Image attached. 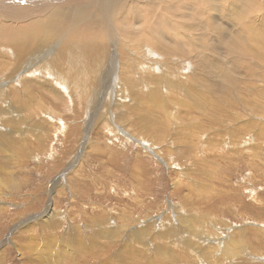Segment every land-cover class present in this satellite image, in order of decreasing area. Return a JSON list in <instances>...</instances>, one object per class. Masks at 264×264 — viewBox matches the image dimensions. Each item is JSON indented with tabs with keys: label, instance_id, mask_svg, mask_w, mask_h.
<instances>
[{
	"label": "rangeland",
	"instance_id": "1",
	"mask_svg": "<svg viewBox=\"0 0 264 264\" xmlns=\"http://www.w3.org/2000/svg\"><path fill=\"white\" fill-rule=\"evenodd\" d=\"M68 1L70 5H68L70 9L68 14L69 12L70 14L61 16L62 25L59 27L58 24L57 32L50 39L51 43L57 41L55 48L60 49L64 43L73 44L74 40L71 42V39L76 35L80 37L79 40L94 38L95 36L92 37L90 33L96 29L103 36L106 50L100 57L101 63L93 64L91 68L86 67L90 64L82 56H79L80 58L73 56L70 58L71 63L67 60L59 62L60 66L56 68L69 70L66 73L67 91L65 88L67 81L62 87L56 77L54 78L55 66L53 65V68L51 62L54 53L48 52L50 43L33 53L34 59L27 70L21 72L22 69L19 68L18 71H14L16 76L13 75V81L5 79L8 78V70H0V132H15L11 136L4 135L6 141H3L6 143L3 142L4 144L0 146V178L5 185H7L5 181L13 177L20 181L13 189L9 188V190L5 187L0 192V200L7 204L0 210V244H2L0 264L51 263L47 261L51 260L55 252L58 255L57 259L65 261L72 251L78 255L76 260L74 259L76 262L70 261L72 264H103V262L105 264H199L196 257L188 251L189 249L186 247L185 251V247L180 245V240L186 238L189 241L192 236L184 233L187 227L185 224L175 220L173 208L176 207H178L176 215L184 216V213L189 215L195 225L199 220L211 221L207 228L212 238L210 240H215V243L222 241L223 232L228 227L227 237L224 238L223 250H221L227 256L220 258L222 261L218 263L213 262L217 255L211 257L212 264H264V92L263 95L260 92L264 90V64L258 63L252 53L240 58L237 53L228 50L225 39L221 38L219 32L216 33L214 26L221 29L224 27L223 30H227L230 23L227 5L218 8L214 4L211 8L214 11L207 9L202 15H199V10L195 13L192 10V14L194 13L197 18L186 9L184 10L186 15L181 19L177 14L176 18L170 13V7L181 9L191 0H130L129 5L119 7L115 4L117 0ZM157 1L159 7H155ZM256 1L262 4V0ZM199 2L202 3L200 0ZM224 4H228V0H225ZM144 6H153L156 12H148L145 17L144 12L142 13ZM165 7L167 10L163 11V15L160 10ZM131 9L136 10L133 17L127 12ZM235 9V7L231 9L230 13ZM141 13L147 25L144 19L141 20ZM262 14H264L263 6L260 7L257 16H263ZM207 15L215 17L210 21H214L217 17L216 24L212 22L209 24ZM111 18L112 20H109ZM125 18L132 25L126 34L130 37L124 36L129 40H122L123 36L118 40L123 45L120 53L117 33L121 34L120 31L124 29ZM9 21H18V18ZM142 22L146 29H149L147 31L150 34L146 30L142 32L145 27ZM183 23L185 26H182ZM117 24L119 26H116ZM189 25L195 26L194 31L187 27ZM180 30L185 33L188 43L186 45V42L178 38L180 45L185 48L184 55H181L183 52L174 50V54L169 57L171 61L168 60V64H160V62L167 63L162 59L167 52H160L158 49L157 51L153 47L159 45V39L165 33L163 31L180 36ZM144 33H148L149 36ZM130 38L132 40L129 44ZM149 39L147 43L146 40ZM133 40L136 42L134 43ZM124 41L128 42L126 46ZM172 42L168 39V44ZM129 45L135 50L128 48ZM136 45L139 46H137L140 49L138 52L141 51V54H137ZM165 48L168 49L164 45ZM129 53L133 54V57ZM8 54L10 53L0 48V63L6 62L5 56ZM148 54L150 56L153 54V58L150 59L155 62L149 60ZM154 55L159 58L156 60ZM8 56L11 59L12 56ZM120 57L121 59L124 57L122 60L126 61L120 60ZM133 58L135 60H132ZM136 59L138 62L142 61L141 68L144 69L141 70V64L135 62ZM47 63L48 66L45 65ZM80 63H85L87 70L84 68L80 71ZM130 63L131 66H128ZM136 63L140 64V69ZM153 65L154 68L157 66V69H154ZM39 66L43 69L42 73L32 70ZM176 71H179L178 74ZM166 72L168 76L164 75ZM227 73L233 75L232 81L221 78L222 74L227 77ZM194 76H198L199 79L196 81ZM162 82L169 83L170 90L166 91V86L160 87ZM223 83H226V86L232 83L241 94L245 92V98L256 99L254 101L259 102L263 110L258 111L255 105L248 106L247 100H243L238 107L236 95L235 97L231 95L234 97L233 104L228 103V93L221 88ZM201 84L210 91L211 98L207 99L202 95ZM246 87H249L250 91L245 89ZM259 92L260 100L257 98ZM116 98H120L119 101ZM200 98L210 103L209 107H217L222 111L220 110L215 117L208 115L211 110H201L198 103ZM4 100L10 104L9 107ZM164 102L167 103L168 109L164 110L166 107ZM17 105L20 107L18 112ZM22 106L25 110L23 114ZM33 106L34 109L30 108ZM172 111L173 114L167 115V112ZM230 111H234L233 114H228ZM229 115L237 116L234 123L228 122ZM14 117L15 120H12ZM17 120L21 121L17 122ZM10 129L13 131L11 132ZM40 130H45L47 133L40 134ZM29 135H33L35 141ZM36 135H39V139ZM232 138L246 143L232 144L230 143ZM77 157H79L78 161ZM176 181L182 183L174 186L173 183ZM193 202L194 206H192ZM48 207L63 214L61 218L57 217L58 228L56 224L50 228L41 227L37 222L40 216L46 213ZM32 214H36L37 217L28 220L27 216ZM21 219L24 220L22 225L25 227H22V230L13 227ZM142 220H145L146 225L141 222ZM258 224L262 227L257 228ZM160 227L163 231H167V236L158 241V238L151 234L156 233ZM104 228H106L105 232L121 228L122 234L119 236L116 234L118 237L114 240H106V238L104 240L99 238L98 234L95 235ZM250 228L253 230L250 231ZM256 230L262 232V237ZM74 232L79 236V241L75 244L73 242L77 240L72 239ZM129 232H133L134 241L124 240ZM243 233H247L245 239L248 246L240 241L239 249L232 239L244 238ZM214 234L217 235L213 238ZM171 238L176 239L175 242ZM196 238L199 237L194 235L192 245ZM128 242L134 244V250ZM231 243L238 250L237 254L242 255L236 256L231 253ZM87 244H92L90 252L86 251ZM72 247L77 248V252L71 249ZM129 249L132 253L136 251L138 253L132 254ZM167 249L171 250L166 259L162 255L159 256L160 251L165 254ZM222 255L219 253L218 256Z\"/></svg>",
	"mask_w": 264,
	"mask_h": 264
},
{
	"label": "bare ground",
	"instance_id": "2",
	"mask_svg": "<svg viewBox=\"0 0 264 264\" xmlns=\"http://www.w3.org/2000/svg\"><path fill=\"white\" fill-rule=\"evenodd\" d=\"M73 1V0H72ZM112 1V0H111ZM115 1V0H114ZM202 3L200 4V2H199V0H191L190 2H188V4L187 5H184V6H182V8L180 9V8H173L174 6L173 5H171V6H173L172 8L170 7V13H172L175 17H176V14H177V17H179L180 16V18L182 19V17L183 16H185L186 15V12L184 11V10H189L190 11V13L192 14V10H194V13H195V11L197 12L198 10H199V15L201 14H203V12H207L206 10L207 9H211V8H213V5L214 4H216L217 6H218V8H220V6H225L226 7V5H227V7H228V18L230 19V23L228 24V26H227V30H223V28L221 29V27H213L215 30H216V33H220V36H221V38L222 39H225V44H228V46H226V47H228L229 49L228 50H231L233 53L235 52V53H237V55L240 57V58H243L246 54H249V53H252L253 55H254V58H255V60L258 62V63H262V64H264V14H262L263 16H257L258 15V12L260 11V7L261 6H263L264 7V0H262V4H259L256 0H255V2L253 1V0H228V4H224L225 3V0H200ZM260 1V0H259ZM43 2H45L44 4H43ZM62 2H64L63 4H62ZM71 2V1H70ZM128 2H130V0H117V2L115 3V4H118V7L119 6H125V5H129L128 4ZM163 2V1H162ZM171 2V1H170ZM174 2V1H173ZM179 2V1H178ZM187 3V2H186ZM162 4V3H161ZM174 4V3H173ZM176 4V3H175ZM174 4V5H175ZM43 5V6H42ZM68 5H69V1L68 0H0V48H2V49H4L5 51H7V53H10V54H8V55H11L12 57H11V59H10V57L8 56V55H6L5 57H7L6 59V62H2V63H0V70H5V71H9V74H7V77L8 78H5V79H9V80H12L13 81V79H14V76H16V75H14L15 73H14V71H18L19 70V68L20 69H22L21 70V72H23V71H25V70H27L28 69V67L30 66V62L31 61H33V59H34V56H33V53L36 51H38V50H40L41 49V47H43V45H47L48 43H50V46L48 47L49 48V54H51V52H53L54 54H53V56L51 57L52 59H53V61H51L52 62V66L54 65L55 66V73H56V76H54V78L56 77V80H57V82H58V84H60V86H62V87H64L63 86V84H64V82H66L67 80H68V78L66 79V73H68L69 72V70H65V71H63L62 69H58V68H56V67H58V66H60V64H59V62H61V61H65V60H67L68 62H70L71 63V61H72V59H71V61H70V58H72L73 56H75L76 58L78 57V58H80L79 56H82V57H85L84 58V60H86L87 59V63H89L90 65L88 66V64H87V66L86 67H92V66H94L95 64L97 65V64H99V60H100V57L101 56H103L104 54H103V52H104V50H106L105 48V42H104V40H103V36H102V34H101V32H99V31H97L96 29H94L91 33H90V35L93 37V36H95L94 38H88V39H81V40H79V36L78 37H76L75 36V38H73V39H71V42L74 40V42H73V44H70V45H68L67 43L65 44H63V46L60 48V49H56L55 48V42L57 43V41H55L54 39H55V36L53 37V42L51 43V41H50V39H51V37L54 35V33H56L57 32V26H58V24H59V27L62 25V20H60V19H62V17L61 16H63V15H69L70 14V12H69V14H68V10H70L69 8H68ZM92 5V4H91ZM65 6H67L66 8H65ZM70 6V5H69ZM93 6V5H92ZM160 6V4H159V1H157V4L155 5V7H159ZM163 6V5H162ZM117 7V8H118ZM176 7V6H175ZM180 7V6H179ZM236 8L235 9V11H232L231 13H230V11H231V9H233V8ZM116 8V9H117ZM121 8V7H120ZM107 9V8H106ZM115 9V10H116ZM126 9H127V6H126ZM128 9H130V8H128ZM143 10H142V13L144 12V16L146 17L147 15H148V12H156V9L153 7V6H144L143 8H142ZM191 9V10H190ZM167 10V7H165L163 10H160L161 12H163V11H166ZM212 11H214V9H211ZM102 11V10H101ZM126 11V10H125ZM139 11V10H138ZM211 11V12H212ZM216 11V10H215ZM96 12V11H95ZM115 12V11H114ZM113 12V13H114ZM127 12H129L131 15H132V17H133V15L136 13V10L135 9H131V10H127ZM140 12V11H139ZM123 13H125V12H123ZM142 13H141V16H140V18L143 16L142 15ZM193 13V14H194ZM230 13V14H229ZM255 13V14H254ZM137 14H140V13H137ZM154 14V13H153ZM161 14H163L164 15V12L163 13H161ZM192 14V15H193ZM227 14V13H226ZM149 15H150V13H149ZM116 16V15H115ZM135 16V15H134ZM169 16H170V14H169ZM194 16V15H193ZM218 16V15H217ZM257 16V17H256ZM101 17V16H100ZM114 17V16H113ZM123 17V16H122ZM161 17V16H160ZM168 17V16H167ZM173 17V16H172ZM176 17V18H177ZM194 17H196V16H194ZM207 17H208V21L207 22H209V24H212V23H215V21L217 20V17H216V19L214 20V21H210L211 20V18L212 17H214V16H212L211 17V15H207ZM16 18H18V21H9L10 19H16ZM69 18V17H68ZM110 18V17H109ZM139 18V17H138ZM139 18V19H140ZM193 18V17H192ZM191 18V19H192ZM197 18V17H196ZM215 18V17H214ZM115 19V18H114ZM126 19V22H125V27H124V29L123 30H121L120 31V33L121 34H118L117 33V44H118V47H119V52L121 53V51L123 50L122 48V46L123 45H121V42H119L118 40H121V38H122V36L124 37H126V38H128V36L126 35V34H128L127 33V30L131 27V25H132V23L131 24H129V21L127 20V18H125ZM144 19V23H145V25H147V22H146V19L144 18V17H142V19L141 20H143ZM173 19V18H172ZM60 20V21H59ZM81 20V19H80ZM109 20H112V18L111 19H109ZM122 20V19H121ZM249 20V21H248ZM59 21V22H58ZM117 21V20H116ZM227 21V20H226ZM118 22V21H117ZM123 22V21H122ZM212 22V23H211ZM227 23V22H226ZM225 23V24H226ZM109 24V23H108ZM142 24H143V22H142ZM179 24V23H178ZM196 24V23H195ZM216 24V23H215ZM111 25V24H110ZM119 25H120V23H119ZM118 24L116 25V26H119ZM144 25V24H143ZM144 25V26H145ZM220 25V24H219ZM222 25V24H221ZM220 25V26H221ZM96 26V25H95ZM113 26V25H112ZM182 26H185V24L183 23L182 24ZM190 26V27H189ZM189 26H187L189 29H192V31H194V27L195 26H192V25H189ZM224 26V25H223ZM82 27H83V24H82ZM109 27H111V26H109ZM121 27V26H120ZM191 27H193V28H191ZM210 27H211V25H210ZM76 28H78V27H76ZM85 28V27H84ZM94 28H96V27H94ZM147 27L145 26V27H143V29H142V32L143 31H149V29H146ZM213 28H211V29H213ZM79 29H80V27H79ZM92 29V28H91ZM169 29V28H168ZM179 29H181V27L179 28ZM198 29V28H197ZM135 30H136V28H135ZM137 30H139V29H137ZM73 31H74V29H73ZM141 31V30H140ZM145 31V32H146ZM147 31V32H148ZM181 31V33H180V36H178V34L177 35H173V34H170V32L169 31H163V32H165V33H163L162 34V37H161V39H159V45H157L156 47H153V49H155V50H159L160 52H167V55L165 56V57H162V59H165L166 61H167V63L166 62H160V64H168V60H170L171 61V59H169V57H171V54H174V50H176V52L178 51V52H183L181 55H184V49H183V46H181L180 45V43H179V41H178V38H180V40H182L183 42H186V36H185V33L182 31V30H180ZM199 31V30H198ZM131 32V31H130ZM133 32H134V30L132 29V34H133ZM76 34H77V32H75ZM94 33V34H93ZM149 33V32H148ZM148 33H144V34H147L148 35ZM205 33V32H204ZM218 33V34H219ZM135 34V33H134ZM141 34V33H140ZM143 34V33H142ZM150 34V33H149ZM194 34V33H193ZM56 35V34H55ZM59 35V34H58ZM121 35V36H120ZM137 35V34H136ZM146 35V36H147ZM106 36V35H105ZM138 36H140V35H138ZM143 36V35H142ZM149 36V35H148ZM147 36V37H148ZM191 36V35H190ZM198 36V35H197ZM89 37V36H88ZM122 38V40H124V39H126V38ZM130 37V36H129ZM188 37V36H187ZM196 37V36H195ZM60 38V37H59ZM120 38V39H119ZM133 38V37H132ZM132 38H130V41H129V44H130V42H131V40H132ZM136 38H137V36H136ZM136 38H134V40L136 39ZM139 38V37H138ZM191 38V37H190ZM168 39H170L171 41H173L171 44H168ZM194 39V38H193ZM127 40V39H126ZM129 40V39H128ZM127 40V41H128ZM134 40H133V42H134ZM138 40V39H137ZM190 40V39H189ZM147 41V43H148V41H150V39L149 40H146ZM188 41V40H187ZM224 41V40H223ZM136 42V41H135ZM134 42V43H135ZM139 42V41H138ZM189 42V41H188ZM133 43V44H134ZM145 43V42H144ZM165 45V47H167L168 49H164V45ZM193 43V42H192ZM2 44H4L5 46H1ZM108 44V43H107ZM128 44V42H126L125 43V41H124V45L126 46ZM142 44V43H141ZM155 44H156V42H155ZM188 43L186 42V45H187ZM190 44H191V42H190ZM140 45V44H139ZM132 46V45H131ZM138 45H136V47H137ZM191 46V45H190ZM128 48L130 47V45L129 46H127ZM139 47V46H138ZM137 47V48H138ZM141 47V46H140ZM225 47V48H226ZM36 48H38V49H36ZM45 48V47H44ZM43 48V49H44ZM128 48H126V49H128ZM130 48H132V47H130ZM193 48H194V46H193ZM36 49V50H35ZM110 49V48H109ZM133 49V48H132ZM188 49V48H187ZM133 50H135V49H133ZM137 50V52L140 50L139 48L138 49H136ZM157 50V51H158ZM189 50V49H188ZM227 50V51H228ZM145 51V50H144ZM124 52H125V50H124ZM124 52H122V54H124ZM147 52V51H146ZM150 52H151V50H150ZM187 52V51H186ZM126 54L128 53L127 51L125 52ZM132 53V52H131ZM134 53H136L135 51H134ZM142 53H143V50H142ZM228 53V52H227ZM103 54V55H102ZM130 54V53H129ZM137 54H141V51L140 52H138ZM226 54V53H225ZM115 55V54H114ZM128 55V54H127ZM131 55V54H130ZM129 55V56H130ZM133 55V54H132ZM131 55V56H132ZM136 55V54H135ZM134 55V56H135ZM146 55H147V53H146ZM176 55H178V53H176ZM180 55V54H179ZM130 56V57H131ZM145 56V55H144ZM149 56V57H148ZM148 56H146V58L148 57L149 58V60H153V59H150V57L151 58H153L152 56H153V54L150 56L149 54H148ZM125 57H127V56H125ZM133 57V56H132ZM124 57H122V59H123ZM129 58V57H128ZM140 58V57H139ZM143 58V57H142ZM146 58H144V60L146 59ZM154 58L157 60V58H159V57H155V55H154ZM177 58V57H176ZM175 58V59H176ZM74 59V58H73ZM120 60H122L121 59V57L119 58ZM35 60H37V57H36V59ZM35 60H34V62H33V64L35 63ZM75 60V59H74ZM83 60V59H82ZM81 60V61H82ZM111 60V59H110ZM120 60H118V61H120ZM125 60V59H124ZM124 60H122V61H124ZM132 60H135L134 58L132 59ZM137 60V59H136ZM148 60V59H147ZM159 60V59H158ZM174 60V59H173ZM177 60H178V58H177ZM179 60H180V58H179ZM188 60V59H187ZM8 61V62H7ZM80 61V60H79ZM121 61V62H122ZM126 61V60H125ZM130 61V60H129ZM154 62H155V60H153ZM176 61V60H175ZM186 61V60H185ZM189 61V60H188ZM83 62V61H82ZM85 62V61H84ZM121 62H119V63H121ZM135 62H138V60L137 61H135ZM140 62V61H139ZM138 62V63H139ZM146 62V61H145ZM149 62V61H148ZM148 62H147V64H148ZM242 62H243V60H242ZM245 62V61H244ZM62 63H64V62H62ZM66 63V62H65ZM79 63V62H78ZM101 63V62H100ZM125 63V62H124ZM138 63H136V64H138ZM142 63V61L140 62V64ZM143 63H144V61H143ZM173 63V62H172ZM67 64V63H66ZM85 64V63H84ZM84 64L83 63H80V71H82V69H84V68H86L85 66H84ZM94 64V65H93ZM123 64V63H122ZM127 64V63H126ZM135 64V65H136ZM140 64H138L137 66H138V68H139V65ZM146 64V63H145ZM144 64V66H146ZM159 64V65H160ZM178 64V63H177ZM176 64V65H177ZM235 64V63H234ZM243 64V63H242ZM23 65V66H22ZM45 65H47L48 66V63L47 64H45ZM45 65H43L44 67L43 68H45ZM63 66H64V64H62ZM68 65H70V64H68ZM68 65H67V67H68ZM92 65V66H91ZM131 66V63L130 64H128V66ZM179 65V64H178ZM244 65V64H243ZM11 66V67H10ZM54 66H53V68H54ZM62 66V67H63ZM72 66V65H71ZM74 66V65H73ZM76 66V65H75ZM78 66V67H79ZM127 66V67H128ZM141 66H142V64L140 65V68H141ZM183 66V65H182ZM241 66V65H240ZM246 66H248V65H246ZM65 67V66H64ZM77 67V66H76ZM125 68H126V66H124ZM147 67H149V64H148V66ZM157 67V66H156ZM155 67V68H156ZM168 67V66H167ZM179 67V66H178ZM245 67V66H244ZM53 68H52V70H53ZM71 68V67H70ZM129 68H131V67H129ZM128 68V69H129ZM139 68V69H140ZM153 68H154V65H153ZM154 68V69H155ZM166 68V67H165ZM218 68H220V67H218ZM222 68H223V66H222ZM68 69V68H67ZM138 69V70H139ZM142 69H144V68H141V70ZM157 69V68H156ZM248 69V68H247ZM32 70H34V71H38L39 73L41 72L42 73V68H40V66L39 67H34V68H32ZM31 70V71H32ZM51 70V69H50ZM49 70V71H50ZM51 70V71H52ZM71 70V69H70ZM76 70V69H75ZM79 70V69H78ZM86 70H87V68H86ZM86 70H85V72H86ZM94 70V69H93ZM122 70H123V68H122ZM169 70V69H168ZM172 70V69H171ZM47 71V70H46ZM61 71H62V73H61ZM88 71H90L89 69H88ZM147 71V70H146ZM174 72H175V69L173 70ZM172 71V72H173ZM185 71V70H184ZM220 71H222V70H220ZM224 71V70H223ZM71 72H72V70H71ZM78 72V71H77ZM143 72V71H142ZM148 72V71H147ZM165 72V71H164ZM164 72H162V73H164ZM168 72V71H167ZM167 72H166V74H164L165 76H168V74H167ZM170 72V71H169ZM178 72L179 71H176V73L178 74ZM182 72V71H181ZM264 72V71H263ZM32 73V72H31ZM90 73V72H89ZM175 73V74H176ZM231 73V72H230ZM52 74V73H51ZM50 74V75H51ZM71 74H73V72L71 73ZM78 74V73H77ZM14 75V76H13ZM20 75V74H19ZM53 75V74H52ZM69 76H70V74H68ZM75 75V74H74ZM85 75H86V73H85ZM130 75V74H129ZM148 75V74H147ZM161 75V74H160ZM170 75H171V72H170ZM179 75H181V74H179ZM227 75V77H225V76H223V74H222V77L221 78H224V79H226L227 81L229 80V81H232V79H231V77L233 76V75H228V73L226 74ZM262 75V74H261ZM6 76V75H5ZM87 76H89V74L87 75ZM263 76V75H262ZM261 76V77H262ZM79 77V76H78ZM130 77V76H129ZM141 77V76H140ZM164 77V76H163ZM171 77V76H170ZM170 77H169V79H170ZM195 77V76H194ZM194 77H193V79H194ZM249 77V76H248ZM12 78V79H11ZM76 78V77H75ZM120 78V77H119ZM146 78V77H145ZM150 78H151V76H150ZM156 78V77H155ZM233 78V77H232ZM252 78V77H251ZM250 78V79H251ZM253 78H254V76H253ZM19 79V78H18ZM89 79V78H88ZM159 79V78H158ZM165 79V78H164ZM195 79H196V81L199 79L198 78V76H196L195 77ZM53 80V79H52ZM55 80V81H56ZM86 80V79H85ZM120 80V79H119ZM221 80V79H220ZM254 80V79H253ZM54 81V80H53ZM87 81V80H86ZM162 81V80H161ZM222 81V80H221ZM233 81H234V79H233ZM154 82L156 83V81L154 80ZM169 82V81H168ZM236 82V81H235ZM244 82V81H243ZM246 82V81H245ZM252 82V81H251ZM250 82V83H251ZM68 83V81L65 83V88H66V91L68 90V87H67V84ZM171 83V82H170ZM239 83V82H238ZM241 83V82H240ZM10 84V83H9ZM12 84V83H11ZM10 84V85H11ZM74 84V83H73ZM76 84V83H75ZM205 84V83H204ZM226 83H223V85H221L222 87L221 88H224L225 90V92L226 93H228V103H230V102H232L233 101V98L235 97L234 95H236V97H237V99H235L236 100V102H237V104H238V107H239V104H241L242 102H243V100H247V104H248V106H253V105H255V107L258 109V111H262L263 110V108L262 107H260L261 105L259 104V102L257 103V101L255 102L254 100H256V99H254V98H245V92L243 93V94H241L239 91L240 90H238L237 89V87H235V86H233V84L232 83H228V85L226 86L225 85ZM244 84V83H243ZM230 85V86H229ZM241 85H242V83H241ZM248 85V84H247ZM13 86V85H12ZM107 86V85H106ZM159 86V85H158ZM157 86V87H158ZM164 86V88H165V86H166V91H168V90H170V84L169 83H167V82H162V85L160 86V87H163ZM238 86H240V85H238ZM252 86H254V85H252ZM152 87V86H151ZM200 87H201V89H202V91H203V96L205 97V98H207V99H209V98H211L212 96H211V94H209L210 93V91L208 90V89H205V86H202V84L200 85ZM241 87V86H240ZM159 88V87H158ZM239 88V87H238ZM249 87H246L245 89H247V90H249L250 91V89H248ZM151 89V88H150ZM173 89H174V87H173ZM118 90H120V89H118ZM143 90V89H142ZM141 90V91H142ZM238 90V91H237ZM172 91V90H171ZM174 91V90H173ZM172 91V92H173ZM119 92V91H118ZM165 92V91H164ZM235 92V93H234ZM248 92V91H247ZM258 92V91H257ZM261 93H262V95H263V92H264V90L263 91H260ZM260 92L258 93V100H260V97H261V94H260ZM141 93H143V92H141ZM145 93V92H144ZM167 94V93H166ZM165 94V95H166ZM178 94V93H177ZM184 94V93H183ZM256 94V93H255ZM185 95V94H184ZM187 95V94H186ZM185 95V96H186ZM189 95V94H188ZM231 95L232 96H234V97H231ZM238 95V96H237ZM159 96V95H158ZM163 96V95H162ZM180 96V95H179ZM264 96V95H263ZM28 97V96H27ZM118 97V96H117ZM121 97V96H120ZM181 97V96H180ZM188 97V96H187ZM190 97H192L191 95H190ZM224 97V96H223ZM250 97V96H249ZM122 98V97H121ZM140 98V97H139ZM182 98H183V96H182ZM194 98V97H193ZM116 99H118L117 101H119V99L120 98H116ZM196 99V98H195ZM167 100V99H166ZM180 100V99H179ZM181 100H184V99H181ZM227 100V99H226ZM226 100H224V101H226ZM5 101V100H4ZM25 101V100H24ZM29 101V100H28ZM189 101H190V99H189ZM218 101V100H217ZM30 102V101H29ZM182 102V101H181ZM236 102H235V104H236ZM5 104L6 103H8L7 101H5L4 102ZM117 103V102H116ZM165 104V108H164V110L165 109H168V105H167V103L166 102H164ZM198 103H199V107H201V110L202 111H205V110H203V109H210L211 110V113H209L208 115H212V117H215L217 114H218V112L221 110V109H219V108H217V107H209L210 106V103H208V102H205L202 98H200L199 100H198ZM223 103V102H222ZM246 103V102H245ZM231 104V103H230ZM232 104H233V102H232ZM190 105H192V104H190ZM226 105V104H225ZM224 105V106H225ZM260 105V106H259ZM10 106V104L8 103V107ZM28 105L26 104V107H27ZM212 106H215V105H212ZM18 109H17V112H18V110L20 111V107L17 105L16 106ZM25 107V108H26ZM189 107V106H188ZM221 107V106H220ZM245 107V106H244ZM22 114L24 113V107L22 106ZM30 108H35L34 106L33 107H30ZM115 108V107H114ZM230 108V107H229ZM236 108H237V106H236ZM29 109V108H28ZM223 109V108H222ZM232 109V108H231ZM230 109V110H231ZM235 109V108H234ZM243 109V108H242ZM186 110V109H185ZM227 110H229V109H227ZM226 110V111H227ZM236 110V109H235ZM250 110H252V109H250ZM3 111V110H2ZM222 111V110H221ZM212 112H213V114H212ZM214 112L216 113V114H214ZM232 112H234V111H230V112H228V114H233ZM247 112V111H246ZM249 112V111H248ZM237 113V112H236ZM6 114V113H5ZM169 114H173V111L172 112H167V115H169ZM18 115V114H17ZM9 116V115H8ZM252 116V115H251ZM21 117V116H20ZM218 117V116H217ZM220 117H221V115H220ZM228 117V116H227ZM11 118H12V116H11ZM17 118V117H16ZM22 118V117H21ZM97 118V117H96ZM95 118V119H96ZM224 118V117H223ZM18 119H20V118H18ZM212 119V118H211ZM214 119V118H213ZM220 119V118H219ZM237 119V116H233V117H230V115H229V117H228V122L230 123V122H233L234 123V121ZM12 120H15V117H14V119H12ZM215 120V119H214ZM216 120H217V118H216ZM221 120H223L222 118H221ZM220 120V121H221ZM18 121H21V120H17V122ZM208 121V120H207ZM224 121H225V119H224ZM95 122V121H94ZM208 123V122H207ZM222 123V122H221ZM202 125V124H201ZM209 125V124H208ZM259 127V126H258ZM261 127V126H260ZM37 128H39V127H37ZM41 128V127H40ZM39 128V129H40ZM42 128H44V127H42ZM204 128V127H203ZM262 128V127H261ZM45 129V128H44ZM197 129V128H196ZM17 130V129H16ZM36 130H38V129H36ZM219 130H220V127H219ZM10 131L12 132L13 130L12 129H10ZM26 131H28V130H26ZM126 131H129V130H126ZM132 131V130H131ZM14 132V131H13ZM13 132L12 133H10V132H4V133H1L0 132V146H2V143L4 142L3 140H5L4 138H5V136L4 135H8V136H11L12 134H13ZM29 132V131H28ZM38 132V131H37ZM39 132H41L40 134H42V132H45V130L43 131V130H40ZM38 132V133H39ZM199 132V131H198ZM15 133V132H14ZM32 133V132H31ZM45 133H47V132H45ZM202 133V132H201ZM240 133V132H239ZM35 134H36V132H35ZM39 134V135H40ZM198 134V133H197ZM261 134H262V131H261V133H260V135L258 136V138L260 139V136H261ZM16 135V134H15ZM38 135V136H39ZM239 135V134H238ZM30 136V135H29ZM32 136V138H34L33 137V135H31ZM30 136V137H31ZM35 136V135H34ZM37 136V135H36ZM38 136L36 137V138H38ZM223 136V135H222ZM250 136V135H249ZM254 136V135H253ZM27 137V136H26ZM160 137V136H159ZM192 137V136H191ZM201 137V136H200ZM235 137V136H234ZM25 138V137H24ZM222 138V137H221ZM250 138V137H249ZM257 138V139H258ZM8 139V138H7ZM30 139V138H29ZM39 139V138H38ZM179 139V138H178ZM226 139V138H225ZM236 139V138H235ZM235 139H231L230 141V143H232V144H239V145H241L242 143L244 144V143H246V142H244V141H241L240 139H237V141H235ZM10 140V139H9ZM26 140V139H25ZM32 140H34L35 141V138L34 139H32ZM42 140V139H41ZM186 140V139H185ZM197 140V139H196ZM218 140H220V139H218ZM222 140H224V138L222 139ZM6 141V140H5ZM43 141V140H42ZM250 141V140H249ZM260 141V140H259ZM15 142H16V140H15ZM25 142V141H24ZM183 142V141H182ZM218 142V141H217ZM221 142V141H220ZM4 143H6V142H4ZM3 143V144H4ZM8 143V142H7ZM38 143V142H37ZM11 144V143H10ZM41 144V143H40ZM179 144V143H178ZM217 144H219V143H217ZM7 145V144H6ZM12 145V144H11ZM215 145H216V143H215ZM219 145H221V144H219ZM37 146V145H36ZM39 146V145H38ZM43 147H44V145H43ZM220 147H222V146H220ZM4 148V147H3ZM42 148V147H41ZM192 148V147H191ZM197 148V147H196ZM31 149V148H30ZM187 149V148H186ZM207 149V148H206ZM210 149H211V147H210ZM252 149V148H251ZM204 151H205V149H204ZM203 151V152H204ZM200 153V152H199ZM202 153V152H201ZM27 154H28V152H27ZM34 154H35V152H34ZM253 154V153H252ZM31 155V154H30ZM36 155V154H35ZM34 155V156H35ZM250 155V154H249ZM32 156V155H31ZM31 156H30V158H31ZM193 156V155H192ZM253 157H255L254 155H253ZM252 158V157H251ZM255 159V158H254ZM73 164V163H72ZM203 164V163H202ZM254 164V163H253ZM251 165V164H250ZM253 166V165H252ZM256 170H257V168H256ZM7 171V170H6ZM6 171H4V172H6ZM73 171V170H72ZM259 171H260V169H259ZM186 172V171H185ZM8 173V172H7ZM181 174L183 175L184 174V172L182 171L181 172ZM263 174V173H262ZM10 176V175H9ZM177 179V178H176ZM5 182H7V185H5L3 182H2V179L0 178V192H1V190L2 189H4L5 187L6 188H12L13 189V187H15V186H17V184L20 182L19 180H18V178H10V179H8V180H6ZM182 182L181 181H176V182H174L173 184H174V186H179L180 184H181ZM18 188V187H17ZM9 189V190H10ZM4 196V195H3ZM2 196V197H3ZM1 198V197H0ZM12 205V204H11ZM7 206V204L5 203V202H3V201H1L0 200V210H2V208H5ZM192 206H194V202H193V204H192ZM198 207V206H197ZM50 209H52V210H50ZM176 209H178V207H176ZM176 209H174L173 208V211H174V216L176 217L175 218V220L178 222V223H182V224H185L187 227H185V226H183V227H185V232L184 233H186V235H190V236H192L190 239H189V241H187V239L186 238H183L182 240H180L181 242H180V245L182 244V246L183 247H185V251H186V247L189 249L188 251H190L191 252V255H194L195 257H196V259L198 260V263L199 264H212L213 262H215V263H218L219 261L221 262L222 260L220 259V258H222V257H226L224 254H223V251H221V250H223V245H224V238H226L227 236H226V233H227V231H228V227H226L225 228V232H223L224 234H223V238H222V241L221 242H219V243H215V240H210V239H212L211 238V235L209 234V232H208V226H209V223H211V221L209 222H201L199 219V221H198V224H196L195 225V223H194V221H192V217H189V215H187V214H185L184 213V216H180L179 214H177L176 215ZM7 210V209H6ZM172 211V210H171ZM46 213H44L43 214V216L41 215L40 216V218H39V220L37 221L38 222V224L41 226V227H48V228H50V227H52L53 225H55L56 223H57V217L58 216H60V218H61V215H63V214H59L58 213V211H56L54 208H49L48 207V209L45 211ZM195 213V212H194ZM201 214V213H200ZM202 215V214H201ZM200 216V215H199ZM37 217V215L36 214H32V215H29V216H27V218H28V220L29 219H32V218H36ZM204 217V216H203ZM26 218V219H27ZM197 219V218H196ZM62 220V219H61ZM133 221V220H132ZM148 221V220H147ZM141 222H143V223H145V220H142ZM153 222V221H152ZM176 222V223H177ZM18 223H21V225H19ZM24 223V220L23 219H21L19 222H17L16 224H14L13 225V227H15V228H18V229H20V230H22V227H25V225H22ZM175 223V224H176ZM140 224V223H139ZM157 224V223H156ZM57 225V224H56ZM55 225V226H56ZM123 225V224H122ZM141 225H142V223H141ZM144 225V224H143ZM145 225H146V223H145ZM148 225V224H147ZM161 225V224H160ZM164 225V224H163ZM18 226V227H17ZM128 226V225H127ZM169 226V225H168ZM172 226V225H171ZM175 226V225H174ZM258 226H259V224H258ZM30 227H31V225H30ZM138 227V226H137ZM143 227V226H142ZM146 227V226H145ZM148 227V226H147ZM260 227H262V226H259V227H257V228H260ZM57 228H58V225H57ZM123 228H125V227H123ZM128 228V227H127ZM139 228V227H138ZM162 227H160L158 230H157V232L156 233H153V234H151V236H156L157 238H158V241H159V239L161 240V239H164V238H166V236H167V231L165 230V231H163L162 229H161ZM24 229V228H23ZM105 229L106 228H104V230L102 231V232H100V233H96L95 235H97L98 234V236H99V238H106V240H108V239H111V240H114V239H116V237H118L120 234H122V230H114V229H112L111 231H108V232H105ZM183 229V228H182ZM245 229H246V227H245ZM251 229V228H250ZM31 230V228L29 229V231ZM108 230V229H107ZM124 230V229H123ZM125 230H126V228H125ZM142 230H143V228H142ZM146 230V229H145ZM161 230V231H160ZM253 229H251L250 231H252ZM24 231H26V230H24ZM28 231V230H27ZM160 231V232H159ZM174 231V230H173ZM257 231V233L260 235V237H262L261 235V231L260 230H256ZM264 231V230H263ZM176 232V231H175ZM180 232V231H179ZM222 232V231H221ZM31 233V232H30ZM116 234H118V236L116 235ZM125 234V233H124ZM148 234H150V232L148 233ZM147 234V235H148ZM175 234V233H174ZM181 234V233H180ZM244 234V238H241V237H238V239H232L235 243H236V247H238L239 249L241 248V245H239L240 243V241H243L244 243H246L247 244V246H248V242H247V240L245 239L246 238V234L247 233H243ZM74 236H72L73 238V240H77V241H75V242H73L74 244L75 243H77L79 240H78V238H79V236H78V233L77 232H74V234H73ZM169 236H171L170 234H168ZM194 235H196L197 237H199V238H196V240H194V242H193V245L191 244L192 242V239H193V237H194ZM217 234H214L212 237L214 238L215 236H216ZM263 235H264V233H263ZM78 236V237H77ZM126 236V235H125ZM133 232H129L128 233V236H126V238H124V240L125 239H130V240H133L134 241V238H133ZM149 236V235H148ZM141 237V236H140ZM155 237V238H156ZM206 237H208L209 239H207ZM222 237V236H221ZM11 238V237H10ZM50 238V237H49ZM53 238H55L54 236H53ZM53 238L51 237L50 239L51 240H53ZM152 238V237H151ZM204 239V240H202V239ZM205 238H206V241H205ZM121 240H122V237L120 238ZM137 239V238H136ZM144 239V238H143ZM168 239V238H167ZM180 239H181V237H180ZM264 239V238H263ZM105 240V239H104ZM141 240V239H140ZM166 240V239H165ZM169 240V239H168ZM171 240H172V238H171ZM176 240V239H175ZM175 240H172V241H174L175 242ZM210 240V241H209ZM9 241H11V240H9ZM126 241V240H125ZM128 241V240H127ZM143 241V240H142ZM185 241H187V243L188 244H186L185 243ZM225 241H226V239H225ZM87 242V241H86ZM85 242V243H86ZM124 243V242H123ZM126 243V242H125ZM129 243V242H128ZM158 243H160V242H158ZM179 243V242H178ZM73 244V245H74ZM89 244V243H88ZM87 244V245H88ZM127 244V243H126ZM173 244H175V243H173ZM13 245H16V244H13ZM83 245V244H82ZM128 245H130V247H132V250H134V248H133V245L134 244H128ZM175 245H177V244H175ZM179 245V246H180ZM225 245H227V244H225ZM230 245H232V248H231V253H233V254H236V256H240V255H242L241 253H239V254H237L238 253V250L237 249H235V247H234V245H233V243H231ZM2 246V244H0V247ZM75 246V245H74ZM78 246V245H77ZM91 246H92V244H90V245H88V246H86L87 248H86V251L88 252H90L91 251ZM140 246V245H139ZM168 246V245H167ZM246 246V247H247ZM16 247H17V245H16ZM124 247H125V245H124ZM143 247V246H142ZM166 247V246H165ZM164 247V248H165ZM181 247V246H180ZM224 247H226V246H224ZM242 247H244V246H242ZM75 247H72L71 249H73V250H75L76 251V249L77 248H75ZM127 248H129V247H127ZM171 248V247H170ZM182 248V247H181ZM245 248V247H244ZM70 249V251H72ZM136 249H138V248H136ZM142 249V248H141ZM140 249V250H141ZM172 249V248H171ZM170 249V250H171ZM228 249H230V247L228 248ZM84 250V249H83ZM127 250V249H126ZM130 250V249H129ZM132 250H130L131 251V253H132ZM170 250H168L167 249V251H166V253L164 254V252L163 251H160L159 252V256H163V258L164 259H166V257L168 256V254L170 255ZM172 250H174V249H172ZM85 251V250H84ZM184 251V252H185ZM187 251V252H188ZM241 252H243V253H245L243 250H240ZM77 252V251H76ZM96 252V251H95ZM94 252V253H95ZM120 252V251H119ZM125 252V251H124ZM134 252V251H133ZM227 252V251H226ZM127 253V252H126ZM134 253H138L137 251L136 252H134ZM134 253H132V254H134ZM145 253V252H144ZM155 253V252H154ZM219 253H220V255H222L221 257L220 256H218L219 255ZM224 253H225V250H224ZM230 253V252H229ZM117 254V253H116ZM123 254V253H122ZM130 254V253H129ZM128 254V255H129ZM143 254V253H142ZM176 254V253H175ZM226 254V253H225ZM76 255L77 254H75V252H73L72 251V253L70 254V256H69V258H68V260H65V261H61L60 259H57V257H58V255H57V253L55 252L54 254H53V256H52V258H51V260H49V261H47V262H51V263H46V264H69L70 263V261H74V262H76L75 260V258H76ZM119 255H121V254H119ZM217 255V257H216V259L212 262V258L214 257V256H216ZM78 256V255H77ZM177 256V255H176ZM185 256V255H184ZM119 257V256H118ZM212 257V258H211ZM230 257V256H229ZM232 257V256H231ZM114 258H115V256H114ZM113 258V259H114ZM174 258H178V257H174ZM228 258V257H227ZM237 258V257H236ZM245 258V257H244ZM243 258V259H244ZM75 259V260H74ZM134 259V258H133ZM78 260V259H77ZM122 260V259H121ZM179 260H180V258H179ZM225 260V259H224ZM119 261V260H118ZM110 263H111V261H110ZM70 264H72V262L70 263ZM77 264H79V263H77ZM103 264H105L104 262H103ZM109 264V263H108ZM113 264V263H112ZM126 264V263H125ZM220 264V263H219ZM259 264H261V263H259Z\"/></svg>",
	"mask_w": 264,
	"mask_h": 264
},
{
	"label": "water",
	"instance_id": "3",
	"mask_svg": "<svg viewBox=\"0 0 264 264\" xmlns=\"http://www.w3.org/2000/svg\"><path fill=\"white\" fill-rule=\"evenodd\" d=\"M79 157H80V155H79ZM79 157H77V161H78Z\"/></svg>",
	"mask_w": 264,
	"mask_h": 264
}]
</instances>
